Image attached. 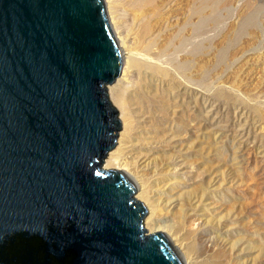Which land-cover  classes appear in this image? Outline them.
Listing matches in <instances>:
<instances>
[{
  "label": "water",
  "instance_id": "95a60500",
  "mask_svg": "<svg viewBox=\"0 0 264 264\" xmlns=\"http://www.w3.org/2000/svg\"><path fill=\"white\" fill-rule=\"evenodd\" d=\"M121 69L103 0H0V264H183L102 168Z\"/></svg>",
  "mask_w": 264,
  "mask_h": 264
},
{
  "label": "rangeland",
  "instance_id": "374dc122",
  "mask_svg": "<svg viewBox=\"0 0 264 264\" xmlns=\"http://www.w3.org/2000/svg\"><path fill=\"white\" fill-rule=\"evenodd\" d=\"M225 3L210 12L205 33L173 55L179 60L204 41L202 53L181 61L188 70L174 72L173 86L154 81L160 109L132 104L134 130L151 137L146 152L177 187L176 195L189 193L192 201H201L197 208L207 219L214 224L216 218L221 237L235 244L236 262L264 264V0ZM121 55L124 65L127 53ZM128 157L124 161L135 162L132 152ZM148 215L147 210L143 223ZM159 222L171 225L175 219ZM210 227L205 231L213 236Z\"/></svg>",
  "mask_w": 264,
  "mask_h": 264
},
{
  "label": "bare ground",
  "instance_id": "6f19581e",
  "mask_svg": "<svg viewBox=\"0 0 264 264\" xmlns=\"http://www.w3.org/2000/svg\"><path fill=\"white\" fill-rule=\"evenodd\" d=\"M103 2L120 54L126 52L127 60L124 65L122 63L119 78L107 87L112 106L120 112L119 119L122 121L123 129L119 133L117 147L107 154L102 168L105 170L116 167L129 171L130 175L125 171L121 172L136 185L137 189L139 188L134 198L142 202L149 213L143 223L147 230L146 234L162 232L183 264H238L235 260L237 255L232 252L235 244L221 237L220 229L215 227L216 218L214 224L213 219H207L203 210L197 208L201 201H192L189 193L176 195L174 190L177 187H173L171 179H164V173L153 166L151 163L153 157L151 153L146 152V145L150 143L148 140L151 137L134 130L135 113L131 108L132 104H137L138 110L151 106L154 111L159 107L157 96L160 94L154 81L159 78L173 86L174 72L184 73L188 70V63L181 61L185 60L186 56L202 53L205 48L204 41L191 46L190 50L182 54L183 56L180 55L179 60L173 55L184 52L192 45V39L205 33L210 12L216 13L220 5L226 4V0H103ZM161 57H165L164 60L171 66H164L165 62H161ZM131 152L135 162L124 161L129 158L128 154ZM168 215L175 219V222L171 225L160 224V218L170 219ZM196 222L198 226L194 228ZM207 224L211 226L210 229L214 232L211 233L215 235L210 236L206 233Z\"/></svg>",
  "mask_w": 264,
  "mask_h": 264
}]
</instances>
